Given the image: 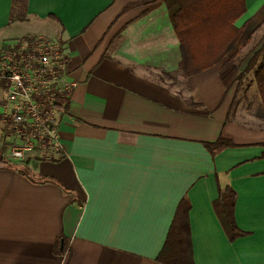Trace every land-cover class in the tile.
<instances>
[{
	"label": "crops",
	"instance_id": "crops-1",
	"mask_svg": "<svg viewBox=\"0 0 264 264\" xmlns=\"http://www.w3.org/2000/svg\"><path fill=\"white\" fill-rule=\"evenodd\" d=\"M245 3L235 22L244 55L185 76L165 0H27L23 16L0 0V49L34 20L49 32L29 35L58 40L78 82L58 116L66 153H29L18 161L25 170L0 166V264H163L156 257L184 199L195 264H264V104L249 71L264 59L253 55L264 0ZM244 69L251 82L240 90ZM253 89L255 118H237L240 102L230 114ZM4 91L0 83V102ZM221 134L234 144L213 155L207 144ZM227 185L248 231L233 241L213 204Z\"/></svg>",
	"mask_w": 264,
	"mask_h": 264
},
{
	"label": "trees",
	"instance_id": "trees-1",
	"mask_svg": "<svg viewBox=\"0 0 264 264\" xmlns=\"http://www.w3.org/2000/svg\"><path fill=\"white\" fill-rule=\"evenodd\" d=\"M168 6L170 20L174 31L179 38L181 60L178 65L179 71L185 76L196 74L208 66L223 61L221 69L227 68L233 61V55L242 54L240 40L243 37L245 27L237 26L236 20L246 12L245 0H165ZM27 6V0H12V16L18 14L23 16ZM35 35H27L18 38L17 43L30 40ZM264 53V44L255 51ZM257 53V54H258ZM260 55V54H258ZM239 61H241L239 59ZM247 69V67H245ZM238 74L237 80L240 88L246 78L245 70ZM255 71V83L264 104V59L260 62L254 59L250 70ZM230 108V114L233 106ZM68 106L65 101L59 107L62 111ZM234 143L230 137L221 134L219 138L207 144L213 155L222 148L232 146ZM264 146V143H263ZM8 144H4L0 153V166L10 167L16 170H25L20 162L8 156ZM264 156V151L262 153ZM43 158V157H42ZM41 157L37 156L36 160ZM43 180L55 181L54 178L45 177ZM236 191L230 185L220 187L218 197L213 201L218 217L231 241L240 236L248 234L241 229L235 218ZM190 205H186V199L182 200L174 215L170 230L164 244L156 257L163 264H195L190 222L188 212ZM62 251L66 250V237L61 235L59 245Z\"/></svg>",
	"mask_w": 264,
	"mask_h": 264
},
{
	"label": "built area",
	"instance_id": "built-area-1",
	"mask_svg": "<svg viewBox=\"0 0 264 264\" xmlns=\"http://www.w3.org/2000/svg\"><path fill=\"white\" fill-rule=\"evenodd\" d=\"M63 45L46 34L0 49V125L9 155L25 160L32 152L45 157L66 153L59 131L60 105L78 82L69 77Z\"/></svg>",
	"mask_w": 264,
	"mask_h": 264
},
{
	"label": "rangeland",
	"instance_id": "rangeland-1",
	"mask_svg": "<svg viewBox=\"0 0 264 264\" xmlns=\"http://www.w3.org/2000/svg\"><path fill=\"white\" fill-rule=\"evenodd\" d=\"M37 24L38 23L36 21H34V20L32 22H30V21L29 22H23V25H25L27 27L26 30H28V32H24L23 34L24 35H26V34H28V35L29 34H34V33L38 32V31H44V32L47 31V32H49V29H47L45 26H42V25L39 26L38 25L39 26L38 27ZM241 55H244V51H242V54ZM250 82L247 81L246 84H243V86H242L243 89H244L245 86H247L248 84H250ZM241 88H240V90H241ZM238 94H239V100H235V106H236V104L238 105L239 102L240 103H243V105H245V106L246 105H248V106L244 107L241 104V108H240L241 113L238 114V117L237 118L240 119V120H243V119H246V120L254 119L255 116L253 118H249V117L250 116H253L252 114H256L257 113V110H258L257 109V106H256V104L258 102V95H257L256 90L253 89V90L249 91L248 94H246V96H243V93L241 91ZM245 98L248 100L249 103H247V101H246ZM233 108H235V107H233ZM233 108H232V111H233ZM247 108L249 110H247ZM232 111H231V113L233 115L234 114L233 113L234 111L233 112ZM258 124H259V121H258Z\"/></svg>",
	"mask_w": 264,
	"mask_h": 264
}]
</instances>
